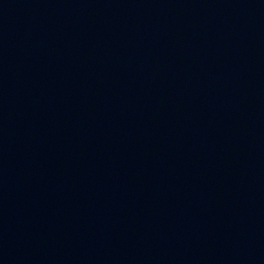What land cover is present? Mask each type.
<instances>
[{
  "label": "water",
  "instance_id": "obj_1",
  "mask_svg": "<svg viewBox=\"0 0 264 264\" xmlns=\"http://www.w3.org/2000/svg\"><path fill=\"white\" fill-rule=\"evenodd\" d=\"M0 264H264V0H0Z\"/></svg>",
  "mask_w": 264,
  "mask_h": 264
}]
</instances>
